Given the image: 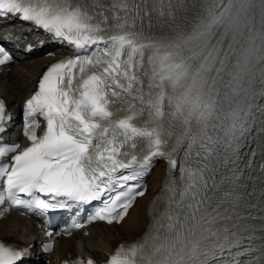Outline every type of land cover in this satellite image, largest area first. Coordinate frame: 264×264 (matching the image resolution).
<instances>
[{
  "label": "snow or ice",
  "instance_id": "6c2138e0",
  "mask_svg": "<svg viewBox=\"0 0 264 264\" xmlns=\"http://www.w3.org/2000/svg\"><path fill=\"white\" fill-rule=\"evenodd\" d=\"M8 15L74 54L26 101L28 146L3 139L0 99V205L99 201L87 219L120 222L164 158L148 226L107 264H264V0H0ZM26 255L0 242V264Z\"/></svg>",
  "mask_w": 264,
  "mask_h": 264
},
{
  "label": "bare ground",
  "instance_id": "6f19581e",
  "mask_svg": "<svg viewBox=\"0 0 264 264\" xmlns=\"http://www.w3.org/2000/svg\"><path fill=\"white\" fill-rule=\"evenodd\" d=\"M2 30L4 32L2 38L9 40L15 47H19L23 40H30L31 38L30 36H23L17 41H14L13 39L16 38L17 33L21 30V25L15 22H12ZM16 51L19 54L20 51L18 49ZM17 59L22 60V62L15 63L8 73L0 77V93L6 96L12 107H16L17 103L23 101V98L31 91L36 78L41 75L44 67L51 61V59H44L42 57L36 58L35 60H23L21 56H18ZM164 179L165 169L161 168L156 170L150 179L149 194L147 197L138 201V204L133 208L131 214L120 227L110 228L109 231L104 230L99 234L92 232L90 239L93 240V243L86 248H83L81 243H79L77 248L89 252L97 251L101 255L103 251L114 249L117 242L141 235L149 223V202L159 193L161 186L164 184ZM32 229L35 231L30 221L16 216L7 222L6 225H2L0 231L6 235H29ZM84 240L89 241V239ZM69 248L74 250L73 246Z\"/></svg>",
  "mask_w": 264,
  "mask_h": 264
}]
</instances>
